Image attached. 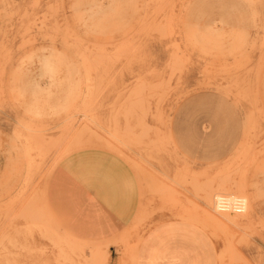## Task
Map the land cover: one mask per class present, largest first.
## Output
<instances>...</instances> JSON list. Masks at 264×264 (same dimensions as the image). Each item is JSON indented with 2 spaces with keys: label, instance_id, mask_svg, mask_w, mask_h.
<instances>
[{
  "label": "rangeland",
  "instance_id": "374dc122",
  "mask_svg": "<svg viewBox=\"0 0 264 264\" xmlns=\"http://www.w3.org/2000/svg\"><path fill=\"white\" fill-rule=\"evenodd\" d=\"M67 157L118 173L111 237ZM95 257L264 264V0H0V264Z\"/></svg>",
  "mask_w": 264,
  "mask_h": 264
},
{
  "label": "crops",
  "instance_id": "0c3cea01",
  "mask_svg": "<svg viewBox=\"0 0 264 264\" xmlns=\"http://www.w3.org/2000/svg\"><path fill=\"white\" fill-rule=\"evenodd\" d=\"M91 161V162H85ZM94 161V162H92ZM106 158H85V157H67L62 159L55 169L54 176L62 178L69 177L73 185L83 190L89 198L97 203L98 208L102 214L97 217L99 222L95 223V233L99 239L111 237L117 231L116 222L109 223L108 226L103 225V215L111 216L112 214L121 211V194L118 190V173L112 168L100 167V165H107L111 162ZM59 184L53 182L52 187L58 188ZM94 208V207H93ZM103 210L107 211L106 214ZM67 212L66 210H61ZM77 212V211H76ZM81 212L77 223L78 230L90 229V222L86 215V210H78ZM102 215V216H101ZM93 228V227H92ZM94 229V228H93ZM112 229V230H110Z\"/></svg>",
  "mask_w": 264,
  "mask_h": 264
},
{
  "label": "bare ground",
  "instance_id": "6f19581e",
  "mask_svg": "<svg viewBox=\"0 0 264 264\" xmlns=\"http://www.w3.org/2000/svg\"><path fill=\"white\" fill-rule=\"evenodd\" d=\"M216 189H217V191H223V192H225V191H228V190L230 189V187H228V186H226V185H224V184H220V185L217 186ZM215 191H216V190H215ZM219 193H220V192H219ZM225 193H226V192H225ZM204 195H205V194H204ZM213 195H214V191H213V192L209 191V192H207L206 195L204 196L207 205H209L210 208H211V207L213 208V202H214V207H215V209H216L217 211H219V212H223V213H219L223 219H225V220L235 221L232 217H230V216L228 215V213H226V212H230V213H231V211H224V210H221V209L218 208V202H219V200H220V198H221L222 195H217V196L215 197L214 201H212V198H214ZM234 198H235V196H233V195H229V196H228V200H229L230 202H231ZM242 198H243V197H242ZM243 199H244V198H243ZM204 202H205V201H204ZM244 202H245V199H244ZM243 208H244L243 211L246 212V210H245V209H246V202L244 203V207H243ZM224 212H225V213H224ZM233 214H237V213H233ZM241 215H243V212H242V214H240V216H241ZM240 216H239V217H240ZM95 258H96L95 260L88 261L87 263H88V264H101V263L99 262V259H98L97 257H95Z\"/></svg>",
  "mask_w": 264,
  "mask_h": 264
},
{
  "label": "built area",
  "instance_id": "2783aa9c",
  "mask_svg": "<svg viewBox=\"0 0 264 264\" xmlns=\"http://www.w3.org/2000/svg\"><path fill=\"white\" fill-rule=\"evenodd\" d=\"M244 207L243 200L239 198H234L231 202L228 200V197L221 196L218 202V208L221 210L234 209L236 212H241Z\"/></svg>",
  "mask_w": 264,
  "mask_h": 264
}]
</instances>
